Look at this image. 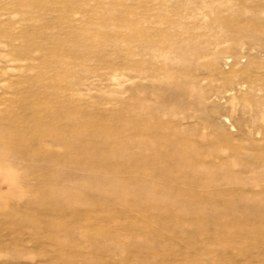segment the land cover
I'll return each instance as SVG.
<instances>
[{
    "label": "rangeland",
    "instance_id": "rangeland-1",
    "mask_svg": "<svg viewBox=\"0 0 264 264\" xmlns=\"http://www.w3.org/2000/svg\"><path fill=\"white\" fill-rule=\"evenodd\" d=\"M0 264H264V0H0Z\"/></svg>",
    "mask_w": 264,
    "mask_h": 264
}]
</instances>
